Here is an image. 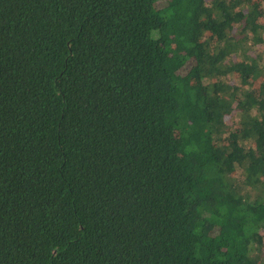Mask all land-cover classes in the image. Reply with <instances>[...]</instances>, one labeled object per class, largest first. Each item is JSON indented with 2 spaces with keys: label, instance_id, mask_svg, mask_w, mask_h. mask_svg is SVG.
<instances>
[{
  "label": "trees",
  "instance_id": "trees-1",
  "mask_svg": "<svg viewBox=\"0 0 264 264\" xmlns=\"http://www.w3.org/2000/svg\"><path fill=\"white\" fill-rule=\"evenodd\" d=\"M247 2L0 0V264H264Z\"/></svg>",
  "mask_w": 264,
  "mask_h": 264
},
{
  "label": "rangeland",
  "instance_id": "rangeland-1",
  "mask_svg": "<svg viewBox=\"0 0 264 264\" xmlns=\"http://www.w3.org/2000/svg\"><path fill=\"white\" fill-rule=\"evenodd\" d=\"M248 2V4H252V3H257L258 4V6H259V10L262 12V13H264V1L263 0H247ZM207 37H208V35H207ZM262 49L264 48V46H262L261 47ZM229 82L230 83H233V84H238V82H239V78H238V76L236 75V76H231V78L229 79ZM252 82L254 83V86H255V88H257V86H258V83L260 82V78L259 77H257V78H254V80H252ZM254 88V89H255ZM236 116V117H235ZM234 120L236 121V125H237V123H238V116H237V114L235 113V115H234ZM226 120H227V122H228V124H230V125H233L232 124V121H230L229 120V118H228V116H227V118H226ZM241 128V127H240ZM261 252H262V255H263V257H262V260H264V248L262 247L261 248Z\"/></svg>",
  "mask_w": 264,
  "mask_h": 264
}]
</instances>
